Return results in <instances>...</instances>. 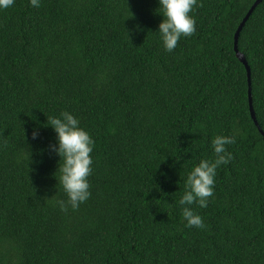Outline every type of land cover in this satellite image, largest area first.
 Returning <instances> with one entry per match:
<instances>
[{"label": "trees", "instance_id": "1", "mask_svg": "<svg viewBox=\"0 0 264 264\" xmlns=\"http://www.w3.org/2000/svg\"><path fill=\"white\" fill-rule=\"evenodd\" d=\"M256 1L198 0L196 31L172 52L157 0L0 9V264H264V136L234 51ZM237 49L264 133V0ZM64 111L95 142L91 196L67 212L46 127ZM217 135L235 137L232 159L193 206L205 227L188 228L186 174L214 159Z\"/></svg>", "mask_w": 264, "mask_h": 264}, {"label": "clouds", "instance_id": "2", "mask_svg": "<svg viewBox=\"0 0 264 264\" xmlns=\"http://www.w3.org/2000/svg\"><path fill=\"white\" fill-rule=\"evenodd\" d=\"M197 2L198 0H157L156 14L161 17V21L155 33L166 52L174 51L181 37H191L195 33L196 20L190 13ZM14 4L15 0H0V9L11 8ZM29 5L39 8L40 0H29ZM127 12V19L133 18L128 8ZM46 124L55 134V143L49 146V151L59 158L54 176L58 174L60 189L66 197L58 199L56 203L63 212H67L69 207L76 210L91 196L88 177L92 173L91 153L95 142L80 126V120L68 111L48 117ZM39 135V128L33 129L31 138L36 140ZM233 143L235 137L217 135L211 141L214 159H201L186 174L184 191L179 200L186 227H205L202 217L194 211L193 206L207 207L208 199L214 195L217 169L232 159L226 146Z\"/></svg>", "mask_w": 264, "mask_h": 264}, {"label": "water", "instance_id": "3", "mask_svg": "<svg viewBox=\"0 0 264 264\" xmlns=\"http://www.w3.org/2000/svg\"><path fill=\"white\" fill-rule=\"evenodd\" d=\"M263 0H257L254 5L251 7V9L249 10V12L247 13L246 17L243 19L242 23L240 24L236 34H235V43H234V51L236 54L237 59L244 65L246 72H247V76H248V85H249V90H248V104H249V110H250V115L252 120L254 121V124L257 126L258 131L264 136L263 131L260 129L258 122L256 120L255 114H254V110H253V105H252V95H251V86H250V68L249 65L246 61V58L244 57L243 54H241L238 49H237V41H238V37H239V33L242 29V27L244 26L245 22L248 20V18L251 16L252 12L255 10V8L262 2Z\"/></svg>", "mask_w": 264, "mask_h": 264}, {"label": "bare ground", "instance_id": "4", "mask_svg": "<svg viewBox=\"0 0 264 264\" xmlns=\"http://www.w3.org/2000/svg\"><path fill=\"white\" fill-rule=\"evenodd\" d=\"M37 74V73H36Z\"/></svg>", "mask_w": 264, "mask_h": 264}]
</instances>
